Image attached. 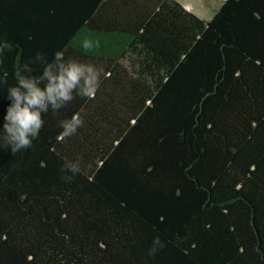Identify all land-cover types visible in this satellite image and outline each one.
Segmentation results:
<instances>
[{
	"label": "trees",
	"instance_id": "16d2710c",
	"mask_svg": "<svg viewBox=\"0 0 264 264\" xmlns=\"http://www.w3.org/2000/svg\"><path fill=\"white\" fill-rule=\"evenodd\" d=\"M0 60V137L17 73L44 90L47 65L84 64L32 147L0 143V264H264V0L208 19L177 0H0Z\"/></svg>",
	"mask_w": 264,
	"mask_h": 264
},
{
	"label": "clouds",
	"instance_id": "9594fccd",
	"mask_svg": "<svg viewBox=\"0 0 264 264\" xmlns=\"http://www.w3.org/2000/svg\"><path fill=\"white\" fill-rule=\"evenodd\" d=\"M7 47V45H5ZM85 49L91 48V44L85 42ZM62 54L57 53L55 61H62ZM2 63V60H0ZM82 63H71L67 68L61 65V71L57 76H50L51 64L47 65L44 70V76L49 77V82L44 90L36 86L39 81L30 77L28 79L20 76L17 73L18 85L8 89L14 102L7 109V114L4 117L5 123L3 125V137H0V143L4 148L11 147L12 153L16 154L21 150L32 147L33 139L38 136L40 129L43 126V119L41 110L47 112L46 102H50L53 109L57 108V100L73 99L70 90L76 86L81 77L80 67ZM24 68L30 71L28 65ZM91 71V68H89ZM43 77L40 78L42 80ZM99 73L86 77L84 80L83 91L78 95L93 97L98 87ZM26 89L22 91L21 89ZM83 125V119L79 114L72 117L70 121H62L61 126L63 132L61 139L74 134L78 127ZM64 170L72 173V175H65L62 177L66 182H71L73 176L80 172V165L78 162H69L64 165ZM155 245L160 248L164 247L163 242L156 238Z\"/></svg>",
	"mask_w": 264,
	"mask_h": 264
},
{
	"label": "crops",
	"instance_id": "0c3cea01",
	"mask_svg": "<svg viewBox=\"0 0 264 264\" xmlns=\"http://www.w3.org/2000/svg\"><path fill=\"white\" fill-rule=\"evenodd\" d=\"M187 10L192 11L203 19H208L214 11L220 6L223 0H177Z\"/></svg>",
	"mask_w": 264,
	"mask_h": 264
}]
</instances>
